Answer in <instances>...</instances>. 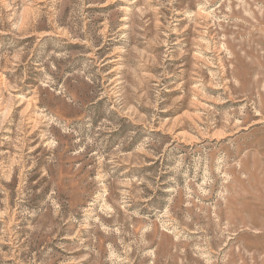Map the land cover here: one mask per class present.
Returning <instances> with one entry per match:
<instances>
[{"label": "rangeland", "instance_id": "obj_1", "mask_svg": "<svg viewBox=\"0 0 264 264\" xmlns=\"http://www.w3.org/2000/svg\"><path fill=\"white\" fill-rule=\"evenodd\" d=\"M0 264H264V0H0Z\"/></svg>", "mask_w": 264, "mask_h": 264}]
</instances>
